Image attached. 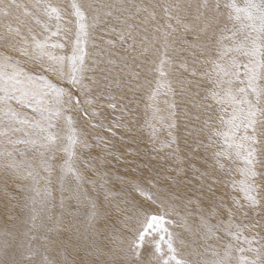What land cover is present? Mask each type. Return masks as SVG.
Returning a JSON list of instances; mask_svg holds the SVG:
<instances>
[{
    "label": "snow or ice",
    "instance_id": "1",
    "mask_svg": "<svg viewBox=\"0 0 264 264\" xmlns=\"http://www.w3.org/2000/svg\"><path fill=\"white\" fill-rule=\"evenodd\" d=\"M140 105L175 175L117 190ZM0 184V264H264V0H0Z\"/></svg>",
    "mask_w": 264,
    "mask_h": 264
},
{
    "label": "rangeland",
    "instance_id": "2",
    "mask_svg": "<svg viewBox=\"0 0 264 264\" xmlns=\"http://www.w3.org/2000/svg\"><path fill=\"white\" fill-rule=\"evenodd\" d=\"M160 107H164L163 103ZM134 119H137L139 123L133 124L131 131L125 132L118 129L115 137H112L108 132L101 133L114 145L110 149L111 155L103 145L91 148L93 157H102L105 160L101 165V170L109 177V186L117 190L120 187L119 178L140 175L141 172L149 173L150 169H160L162 172L175 175L172 170L176 167V161L169 155L170 149L167 147L170 139L169 129L156 124L155 138L153 139L152 129L144 127L143 105H140L139 115ZM181 135H186L183 129ZM90 143L96 145L97 141L94 137H90ZM180 149L182 154L187 152L183 140H181ZM137 169L140 171H136Z\"/></svg>",
    "mask_w": 264,
    "mask_h": 264
},
{
    "label": "bare ground",
    "instance_id": "3",
    "mask_svg": "<svg viewBox=\"0 0 264 264\" xmlns=\"http://www.w3.org/2000/svg\"><path fill=\"white\" fill-rule=\"evenodd\" d=\"M105 174H104V171L101 170V176L103 177ZM107 178L109 179V177L107 176ZM90 190V186H87ZM120 187H118L119 189ZM91 192V190H90ZM14 193L12 192H9L8 195L9 197H11ZM91 195L94 197L95 196V193L94 192H91ZM5 196V191H4V188H3V185L0 184V230H3L5 227L11 229L12 228V223L11 221L9 220V217L8 215L6 214L5 210H4V207H5V203L7 202L4 198ZM53 196L55 198L54 200V203L56 205L59 204V198H60V192L58 191V184H56L54 182V185H53ZM102 198V197H101ZM54 212H58V208H55L54 209ZM177 231H180V229H177ZM42 242V239H37L34 243L36 245H39L40 243Z\"/></svg>",
    "mask_w": 264,
    "mask_h": 264
}]
</instances>
